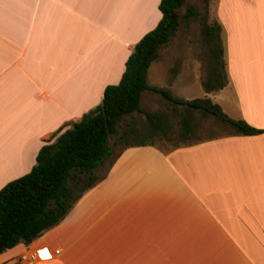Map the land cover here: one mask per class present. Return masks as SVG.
<instances>
[{
    "label": "crops",
    "instance_id": "0c3cea01",
    "mask_svg": "<svg viewBox=\"0 0 264 264\" xmlns=\"http://www.w3.org/2000/svg\"><path fill=\"white\" fill-rule=\"evenodd\" d=\"M159 3L0 0V189L119 82L134 46L159 22ZM226 14L225 35L216 33L225 37L223 86L206 92L200 79L202 98L259 132L230 128L168 150L123 147L60 222L0 254V264H17L26 248L38 251V264H264V0L228 2ZM157 54L141 111L146 96L160 95L153 89L180 99L174 90L201 72L199 50Z\"/></svg>",
    "mask_w": 264,
    "mask_h": 264
},
{
    "label": "trees",
    "instance_id": "16d2710c",
    "mask_svg": "<svg viewBox=\"0 0 264 264\" xmlns=\"http://www.w3.org/2000/svg\"><path fill=\"white\" fill-rule=\"evenodd\" d=\"M184 1L160 0V20L134 46L119 82L104 89L98 106L45 143L27 174L0 189V254L18 244L26 246L34 242L43 232L60 222L80 196L98 182L99 177L93 175L94 171L100 170L114 158L109 142L117 132V125L124 116L142 112L141 95L148 89L146 73L157 58L158 50L170 42L178 29V10ZM186 11V15L195 16L193 8ZM217 32V26H204L202 29L213 62L203 83L206 92L223 86L222 52L218 47L220 38H217ZM153 91L174 105L216 118L235 134L254 135L259 132L243 121L229 119L207 98L187 101L174 98L165 90ZM144 115L149 129L141 131L138 137H135L133 128L125 131L120 137L124 147L151 144L146 139L163 131L160 127L163 125L161 117L148 113ZM181 133H190L186 118L181 121Z\"/></svg>",
    "mask_w": 264,
    "mask_h": 264
},
{
    "label": "rangeland",
    "instance_id": "374dc122",
    "mask_svg": "<svg viewBox=\"0 0 264 264\" xmlns=\"http://www.w3.org/2000/svg\"><path fill=\"white\" fill-rule=\"evenodd\" d=\"M241 1L242 0H185L184 4L178 10L180 25L175 34L172 36L170 42L162 48L199 50L201 52L200 59L202 64L201 72L195 70V73L192 75L194 78L192 82L186 86L178 87L176 90H174V93L178 95L180 99H200L204 95L201 86L202 82L200 79H202L203 83L207 80V73L212 68V64L210 62L211 56L208 48L206 47L201 29H203L204 26H207L208 28L212 27L209 7L212 9L213 16H215V23H218V25L215 26H217L218 32L221 36L225 35V33L223 31L224 27L220 24L221 22L219 18L227 16L226 10L228 2H230L233 6V2L241 3ZM189 7L197 10L196 17L186 15V10ZM217 8L219 9V16L218 14L217 16L215 15ZM231 12L232 7L230 9V13ZM233 15L240 16V10L235 9ZM224 38L222 37V40H220L218 44L222 54L223 51L226 50L225 41L223 40ZM214 48L217 49L216 42H214ZM151 100L155 102L154 106H152V103H150ZM223 107L224 106H222V108ZM153 108L154 111L156 110V112L151 111ZM146 112L155 113L157 116L167 119V121L164 122L166 123V129H163L161 133H158L154 137L146 139V142L151 141L156 146L166 150L180 144L191 143L216 135H224L230 131L228 125L220 122L212 116H202L196 111H189L184 107L170 104L160 95L153 97L146 96L145 104L142 107V112L124 116L117 125V132L110 137L109 144L114 156L124 147V144L122 141H120V137L123 135V133H125V131L133 128L136 129L137 133H140L141 131L145 132L149 129L148 123L144 116V113ZM183 118H186L190 127V133L188 135H183L181 133V121ZM129 140L130 142L133 141L131 138ZM135 140L138 139L135 138ZM109 164L110 162L105 163V166L98 171H94L93 175L95 177H100L103 175ZM70 184L71 183H69V185Z\"/></svg>",
    "mask_w": 264,
    "mask_h": 264
},
{
    "label": "built area",
    "instance_id": "2783aa9c",
    "mask_svg": "<svg viewBox=\"0 0 264 264\" xmlns=\"http://www.w3.org/2000/svg\"><path fill=\"white\" fill-rule=\"evenodd\" d=\"M59 250L55 251L58 254ZM40 256L37 250L26 248L18 257L17 264H38Z\"/></svg>",
    "mask_w": 264,
    "mask_h": 264
}]
</instances>
